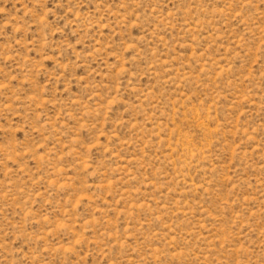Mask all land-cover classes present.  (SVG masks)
Here are the masks:
<instances>
[{"label":"rangeland","instance_id":"374dc122","mask_svg":"<svg viewBox=\"0 0 264 264\" xmlns=\"http://www.w3.org/2000/svg\"><path fill=\"white\" fill-rule=\"evenodd\" d=\"M0 264H264V0H0Z\"/></svg>","mask_w":264,"mask_h":264}]
</instances>
